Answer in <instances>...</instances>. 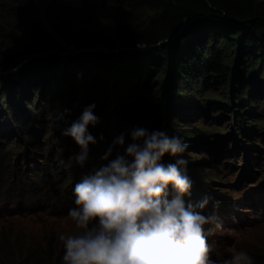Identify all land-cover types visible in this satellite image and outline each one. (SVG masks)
I'll return each instance as SVG.
<instances>
[{
  "label": "rangeland",
  "instance_id": "obj_1",
  "mask_svg": "<svg viewBox=\"0 0 264 264\" xmlns=\"http://www.w3.org/2000/svg\"><path fill=\"white\" fill-rule=\"evenodd\" d=\"M141 1L0 0V264H63L59 237L78 232L68 216L75 184L123 154L114 141L123 135L126 147L136 127L162 129L188 144L183 158L192 189L185 203L209 197L195 211L221 225L205 226L213 229L210 259L229 258L235 249L264 264V94L243 91L232 74L224 85L197 89L176 75L174 48L197 29L194 20L173 31L161 9ZM249 1L264 11V0ZM100 36L105 42L94 44ZM48 70L58 78L52 85ZM69 70L88 79L78 98L62 82ZM101 85L105 91L94 99ZM91 99L102 112L93 110L99 122L88 132L96 143L81 165L70 159L81 149L62 133Z\"/></svg>",
  "mask_w": 264,
  "mask_h": 264
},
{
  "label": "clouds",
  "instance_id": "obj_2",
  "mask_svg": "<svg viewBox=\"0 0 264 264\" xmlns=\"http://www.w3.org/2000/svg\"><path fill=\"white\" fill-rule=\"evenodd\" d=\"M95 107L87 106L62 133L81 149L70 158L81 165L89 145L96 143L88 132L89 125L99 122ZM130 135L132 142L126 147L123 135L114 141L123 154L75 184L76 207L68 216L78 232L59 237L63 264H254L247 252L235 249H230L229 258L210 259L208 235L213 229L206 231L205 226L221 225L217 217L195 211L205 208L209 197L196 205L185 203L192 189L183 158L188 144L162 129L136 127ZM111 153L110 148L104 158ZM165 156L175 162L165 165Z\"/></svg>",
  "mask_w": 264,
  "mask_h": 264
},
{
  "label": "trees",
  "instance_id": "obj_3",
  "mask_svg": "<svg viewBox=\"0 0 264 264\" xmlns=\"http://www.w3.org/2000/svg\"><path fill=\"white\" fill-rule=\"evenodd\" d=\"M143 1L150 8L161 9L162 18L171 20L173 25L170 28L173 31L179 30L178 28L186 24L189 19L194 20L197 29L191 31L188 38L181 37L174 48L176 75L188 80L197 89L201 85L203 88H206V85L217 83L224 85L229 75L232 74L233 80L238 81L237 84L242 82L243 91L250 90L255 94H264V11L260 13L250 1L248 3V0ZM200 16L206 19H199ZM216 17H221L222 22L212 20ZM214 23L218 26L216 30L210 29ZM245 29H250V34H243ZM120 31H122L121 38L128 41L130 38L127 33L122 29ZM156 37L157 35L153 36V40ZM93 42L98 45L104 43L105 39L100 36ZM136 42L141 44L144 41ZM237 42H240V45ZM82 58L80 57L81 60ZM82 61L85 62V60ZM53 70H48L47 77H45L46 83L51 85L53 81L58 80ZM69 71L71 74L63 75L62 82L65 87L68 86L73 98H78L82 84L88 79L83 70L78 71V74L82 75L79 81L72 75V70ZM102 73H105L102 75L105 78L106 69ZM98 75L97 70L96 81L100 79ZM104 89V85H101V88L93 93V98L101 99L99 95L104 93ZM97 101L89 100L83 106L82 111L89 105H96ZM101 107L96 106L94 110H100ZM49 167L53 171L54 162ZM58 176L59 179L62 178V175ZM6 181L10 186L9 177ZM68 184L67 179L61 186L66 187Z\"/></svg>",
  "mask_w": 264,
  "mask_h": 264
}]
</instances>
